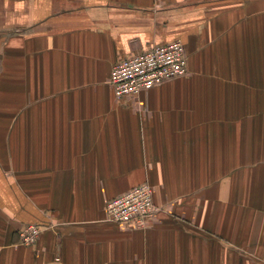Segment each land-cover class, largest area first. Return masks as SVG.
Wrapping results in <instances>:
<instances>
[{
	"label": "crops",
	"instance_id": "1",
	"mask_svg": "<svg viewBox=\"0 0 264 264\" xmlns=\"http://www.w3.org/2000/svg\"><path fill=\"white\" fill-rule=\"evenodd\" d=\"M175 39L186 73L115 96L117 60ZM143 182L148 226L106 221L107 200ZM31 223L35 242L14 243ZM255 257L264 0H0V264Z\"/></svg>",
	"mask_w": 264,
	"mask_h": 264
},
{
	"label": "built area",
	"instance_id": "2",
	"mask_svg": "<svg viewBox=\"0 0 264 264\" xmlns=\"http://www.w3.org/2000/svg\"><path fill=\"white\" fill-rule=\"evenodd\" d=\"M186 72L185 47L175 39L153 44L136 55L117 60L111 67L109 83L117 98L136 97L142 91ZM156 209L154 189L143 182L107 200L106 221L141 229L148 226ZM41 228L38 224L25 225L20 231L24 243L35 242Z\"/></svg>",
	"mask_w": 264,
	"mask_h": 264
},
{
	"label": "rangeland",
	"instance_id": "3",
	"mask_svg": "<svg viewBox=\"0 0 264 264\" xmlns=\"http://www.w3.org/2000/svg\"><path fill=\"white\" fill-rule=\"evenodd\" d=\"M127 191V190H126ZM125 192V191H124ZM123 193V192H122ZM32 224V223H31ZM40 226V225H39ZM147 226H145L144 228H146ZM144 228H141V229H144ZM14 242V241H13ZM12 242V243H13ZM25 241L22 240L21 236H20V232H19V241L18 242H14V243H20V244H24V245H31L33 244L34 242H28V243H24ZM13 251H15L14 249H12ZM255 259H257L259 261L260 264H264V258H259V257H255Z\"/></svg>",
	"mask_w": 264,
	"mask_h": 264
},
{
	"label": "water",
	"instance_id": "4",
	"mask_svg": "<svg viewBox=\"0 0 264 264\" xmlns=\"http://www.w3.org/2000/svg\"><path fill=\"white\" fill-rule=\"evenodd\" d=\"M45 264H61L59 262H48V263H45Z\"/></svg>",
	"mask_w": 264,
	"mask_h": 264
}]
</instances>
